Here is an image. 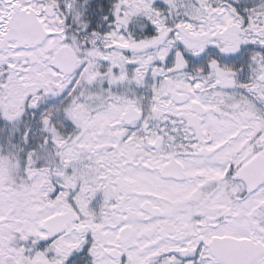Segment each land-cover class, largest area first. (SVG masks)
Segmentation results:
<instances>
[{
	"label": "snow or ice",
	"instance_id": "6c2138e0",
	"mask_svg": "<svg viewBox=\"0 0 264 264\" xmlns=\"http://www.w3.org/2000/svg\"><path fill=\"white\" fill-rule=\"evenodd\" d=\"M0 264H264V0H0Z\"/></svg>",
	"mask_w": 264,
	"mask_h": 264
}]
</instances>
